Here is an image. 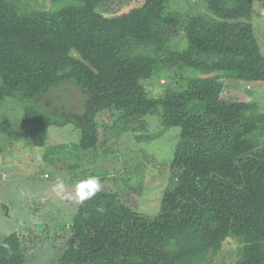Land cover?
Instances as JSON below:
<instances>
[{
	"label": "trees",
	"instance_id": "1",
	"mask_svg": "<svg viewBox=\"0 0 264 264\" xmlns=\"http://www.w3.org/2000/svg\"><path fill=\"white\" fill-rule=\"evenodd\" d=\"M110 1L21 10L0 0V110L5 97L32 99L65 81L87 95L84 110L61 121L24 106L29 143L43 146L49 126L72 124L77 147L94 153L110 113L125 114L137 139L152 138L144 133L150 115L159 137L180 129L158 213L143 215L101 190L78 203L68 235L66 226L52 233L65 239L55 264H209L228 237L239 243L233 264H264V116L249 100L222 96L227 86L264 83L254 0H204L205 12L181 18L168 0H139L108 16L99 7ZM178 29L187 47L171 49ZM172 68L179 86L151 94L156 71ZM23 252L19 234L9 233L0 264H25Z\"/></svg>",
	"mask_w": 264,
	"mask_h": 264
},
{
	"label": "rangeland",
	"instance_id": "2",
	"mask_svg": "<svg viewBox=\"0 0 264 264\" xmlns=\"http://www.w3.org/2000/svg\"><path fill=\"white\" fill-rule=\"evenodd\" d=\"M21 10H52L73 3L64 0H15ZM169 8L179 18L187 12H205L204 0H168ZM139 0H114L101 5L100 11L108 16L132 8ZM250 18L259 49L264 56V0H254ZM168 43L171 49H184L187 41L180 29ZM194 72V71H193ZM177 69L157 70L148 81L151 94L166 87H177L171 77ZM189 70L183 75H191ZM194 75H197L194 72ZM178 77H176L177 79ZM222 96L227 99L249 100L264 116V83L237 84L226 87ZM86 93L73 82L65 81L51 86L32 99L20 96L5 97L0 110V241L9 233L19 234L25 264H55L57 248L65 243L55 240L52 233L69 224L77 210L76 184L88 177H97L102 190L115 192L121 202L148 217L160 209L164 191L171 187L172 157L179 139V127L165 129L159 137L155 116H148L147 132L151 139H137L129 128L125 114L110 113L100 122V143L93 151L80 150L77 145L80 131L72 124L51 125L43 146L28 141V127L23 108L31 105L55 121H61L67 112L84 110ZM264 127V119L260 124ZM262 139L264 132L259 134ZM91 155H86L90 154ZM175 174V173H174ZM46 175V176H45ZM176 175V174H175ZM63 180L62 191H54L57 180ZM50 232V234H49ZM56 236V235H55ZM51 239V240H50ZM239 243L234 237L226 238L220 251L209 264H233L238 256Z\"/></svg>",
	"mask_w": 264,
	"mask_h": 264
},
{
	"label": "clouds",
	"instance_id": "3",
	"mask_svg": "<svg viewBox=\"0 0 264 264\" xmlns=\"http://www.w3.org/2000/svg\"><path fill=\"white\" fill-rule=\"evenodd\" d=\"M64 188L63 180L58 179L53 187L54 191H62ZM102 190V183L97 177H88L76 184V199L79 203H83L93 198Z\"/></svg>",
	"mask_w": 264,
	"mask_h": 264
},
{
	"label": "built area",
	"instance_id": "4",
	"mask_svg": "<svg viewBox=\"0 0 264 264\" xmlns=\"http://www.w3.org/2000/svg\"><path fill=\"white\" fill-rule=\"evenodd\" d=\"M46 176V175H45Z\"/></svg>",
	"mask_w": 264,
	"mask_h": 264
}]
</instances>
